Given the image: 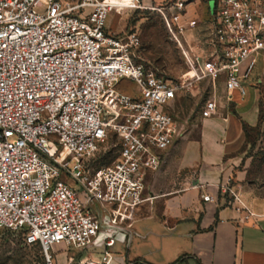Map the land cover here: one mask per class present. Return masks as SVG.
<instances>
[{
    "label": "built area",
    "instance_id": "built-area-1",
    "mask_svg": "<svg viewBox=\"0 0 264 264\" xmlns=\"http://www.w3.org/2000/svg\"><path fill=\"white\" fill-rule=\"evenodd\" d=\"M129 1L127 9L143 8L144 0ZM212 2L195 49L186 40L197 28L185 19L187 2L159 9L183 58V75L192 74L183 83L134 60L138 40L107 27L110 12L118 11L107 0H0V233L22 234L45 264H60L56 247L89 248L101 229L94 199L115 225L150 200L146 179L184 137L170 109L179 94L205 81L217 91L223 80L228 94L247 95L243 80L264 56V3ZM123 80L139 94L119 92ZM206 110L215 113L216 103ZM111 136L117 159L94 168ZM115 245L108 239L101 258L91 253L65 264H123L109 252Z\"/></svg>",
    "mask_w": 264,
    "mask_h": 264
},
{
    "label": "crops",
    "instance_id": "crops-1",
    "mask_svg": "<svg viewBox=\"0 0 264 264\" xmlns=\"http://www.w3.org/2000/svg\"><path fill=\"white\" fill-rule=\"evenodd\" d=\"M186 2L185 19L197 22V28L186 33L192 46V38L201 32L203 22L210 19L212 0ZM261 59L264 56L258 57V61ZM246 69L247 63L242 66V74ZM263 78L256 67L243 80L247 89L244 98L238 92L228 94L225 83H218L215 113L206 110L209 119L199 125L198 138L180 139L167 153L163 165L176 164L181 170H189L190 176L182 181L181 190H151L145 194L150 200L119 225L132 231L133 237L129 248L128 238L120 242L127 250V258L115 256L118 261L264 264V199L256 198L241 184L247 170H240V165L243 162L248 165L249 160L239 153L247 140L244 127L252 130L264 127L260 124ZM182 96L183 93L178 95L171 108L180 103ZM163 167L151 174L155 180L163 176ZM207 195L212 197L211 202L203 200Z\"/></svg>",
    "mask_w": 264,
    "mask_h": 264
},
{
    "label": "rangeland",
    "instance_id": "rangeland-1",
    "mask_svg": "<svg viewBox=\"0 0 264 264\" xmlns=\"http://www.w3.org/2000/svg\"><path fill=\"white\" fill-rule=\"evenodd\" d=\"M64 1L76 3L79 0ZM177 1L179 0H144L141 9L126 8L122 13L111 11L107 19V27L121 37L136 36L138 43L132 52L137 63L164 77H180L181 81L183 78L186 81L189 76L183 75L186 71L183 58L177 45L169 35L164 18L159 12V9H165L168 4L171 5ZM209 5L212 8L214 3L210 2ZM189 34L191 35V33ZM191 42L192 47L199 45L194 38ZM263 68L264 59H261L258 61L257 66V73L261 77L264 76ZM221 82L224 81L221 80ZM217 88H219L218 85ZM117 89L119 92L130 96L139 94L137 86L129 80H123L117 86ZM216 92L212 84L207 81L195 84L183 91L182 100L176 107L170 108L183 127L184 138H198L199 125L203 120L209 119L206 115L207 104L216 102ZM260 124L264 126V102H262L260 112ZM244 129L247 140L239 153L246 158L245 160H249V164L245 165L243 162L240 165V170H247V176L241 181V184L251 190L256 198L264 199V127L252 130L245 126ZM116 144L117 140L113 136L109 137L108 141L101 146L96 154L92 166L100 168L113 164L117 159ZM73 166L74 162H71L70 169ZM163 170V176H159L158 179L155 180L153 175L146 179V194L151 190L156 192L181 190L183 188L182 181L190 176L189 170H181L176 164L169 166L166 163ZM63 180L76 190L79 189L71 178L63 177ZM104 251V248L92 247L75 250L59 246L52 253L56 259L65 264L69 258L84 259L91 253H95L98 255L97 257L101 258L99 254ZM109 252L114 256L124 255L127 258V250L120 242L109 249ZM0 264H45V258L38 247H26L21 234L1 232Z\"/></svg>",
    "mask_w": 264,
    "mask_h": 264
},
{
    "label": "water",
    "instance_id": "water-1",
    "mask_svg": "<svg viewBox=\"0 0 264 264\" xmlns=\"http://www.w3.org/2000/svg\"><path fill=\"white\" fill-rule=\"evenodd\" d=\"M91 206L99 218L101 229L98 238L89 248H103L105 241L108 239H114L117 242L124 243L127 238L129 248L133 232L125 227L113 224L108 213L96 199L91 202Z\"/></svg>",
    "mask_w": 264,
    "mask_h": 264
},
{
    "label": "bare ground",
    "instance_id": "bare-ground-1",
    "mask_svg": "<svg viewBox=\"0 0 264 264\" xmlns=\"http://www.w3.org/2000/svg\"><path fill=\"white\" fill-rule=\"evenodd\" d=\"M108 3H110L113 8H117V12H121L129 7L130 1L129 0H107ZM192 74H188L189 77H191ZM182 82H185V78L182 79Z\"/></svg>",
    "mask_w": 264,
    "mask_h": 264
},
{
    "label": "trees",
    "instance_id": "trees-1",
    "mask_svg": "<svg viewBox=\"0 0 264 264\" xmlns=\"http://www.w3.org/2000/svg\"><path fill=\"white\" fill-rule=\"evenodd\" d=\"M262 2L264 3V0H262ZM116 149H117V151H118V148L116 147ZM92 165H93V163H92ZM2 232H6V233H13V232H10V231H2ZM15 234H17V233H15ZM22 235V234H21ZM23 243H24V240H23ZM24 245H25V243H24ZM26 246V245H25ZM26 247H29V246H26ZM39 248V247H38Z\"/></svg>",
    "mask_w": 264,
    "mask_h": 264
}]
</instances>
